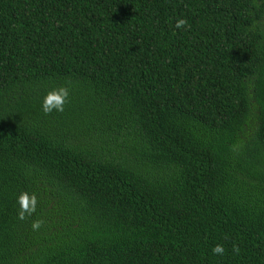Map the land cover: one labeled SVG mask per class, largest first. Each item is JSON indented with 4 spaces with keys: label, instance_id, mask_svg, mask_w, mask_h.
<instances>
[{
    "label": "trees",
    "instance_id": "1",
    "mask_svg": "<svg viewBox=\"0 0 264 264\" xmlns=\"http://www.w3.org/2000/svg\"><path fill=\"white\" fill-rule=\"evenodd\" d=\"M0 264H264V0H0Z\"/></svg>",
    "mask_w": 264,
    "mask_h": 264
},
{
    "label": "clouds",
    "instance_id": "2",
    "mask_svg": "<svg viewBox=\"0 0 264 264\" xmlns=\"http://www.w3.org/2000/svg\"><path fill=\"white\" fill-rule=\"evenodd\" d=\"M186 23L184 20H178L176 27L180 28ZM70 92L68 87L66 86H59L56 88H53L51 91L47 92V94L44 96L43 101L41 103L42 111L45 114H50L52 112H63L65 105L68 101ZM35 203V200H33V204ZM21 204L22 206L27 209V197H21ZM34 227H39V225H34ZM224 251L222 246H216L213 249V252L216 254H222Z\"/></svg>",
    "mask_w": 264,
    "mask_h": 264
}]
</instances>
